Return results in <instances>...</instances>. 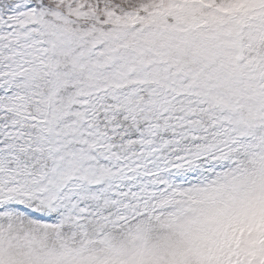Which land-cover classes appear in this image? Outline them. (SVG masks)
<instances>
[{
    "label": "snow or ice",
    "instance_id": "snow-or-ice-1",
    "mask_svg": "<svg viewBox=\"0 0 264 264\" xmlns=\"http://www.w3.org/2000/svg\"><path fill=\"white\" fill-rule=\"evenodd\" d=\"M0 264H264V0H0Z\"/></svg>",
    "mask_w": 264,
    "mask_h": 264
}]
</instances>
